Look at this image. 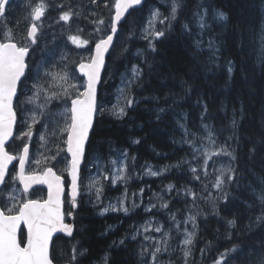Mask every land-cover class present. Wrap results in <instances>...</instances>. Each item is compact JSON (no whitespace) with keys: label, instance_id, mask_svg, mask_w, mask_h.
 <instances>
[{"label":"trees","instance_id":"1","mask_svg":"<svg viewBox=\"0 0 264 264\" xmlns=\"http://www.w3.org/2000/svg\"><path fill=\"white\" fill-rule=\"evenodd\" d=\"M184 3L182 13L165 36L154 41L155 51L140 36L146 6L134 10L124 22V44L122 48L117 45L109 56L105 73L108 80L101 88V96L112 88V80L118 78L121 70L128 71L137 65L141 75L127 115L121 118L105 115L96 120L88 154L93 151L94 156L107 158L117 151H129L133 161L135 158L166 168L164 177L154 184L163 189L167 209L152 213L162 217L163 224L167 219L172 224V216L173 219L186 217L187 220L179 221L185 231L195 224L189 264H214L220 253L234 246L238 251L230 254L228 264H256L258 256L264 254V224L254 223L260 215L256 196L264 188V41L261 39L264 3L262 0H184ZM205 11L206 27L201 29L197 13L204 15ZM216 11H222L227 20L215 19ZM184 24L188 25L187 30ZM196 40L201 41L202 50L195 48ZM209 41H213L212 48ZM229 61L233 67L231 75L227 71ZM205 124L215 144L199 139L208 135ZM186 130L195 134L196 147L201 152L224 148L235 159L223 154L213 156L208 160L209 175L205 177L202 174L205 158L197 153L198 160L193 159L192 149L184 143L186 138L192 139L186 137ZM137 140L140 142L134 143ZM217 165H231L235 169V181L224 187L229 193L227 200L213 187ZM191 167L201 172L200 180L194 179ZM124 189L131 186L114 189L109 186L107 196L112 198ZM189 191L196 194L195 198ZM97 211L81 202L75 214V235L71 239H58L54 249L61 258L53 254L54 261L104 264L107 255V264H140L145 254L141 255L140 240L132 239V226L139 218L143 222L144 214L139 211L128 217L102 216ZM229 220H235V227L228 225ZM182 235L172 234L177 237V244ZM74 247L75 261L71 259ZM181 248L171 254L170 262H184ZM80 252L84 255H79Z\"/></svg>","mask_w":264,"mask_h":264},{"label":"snow or ice","instance_id":"2","mask_svg":"<svg viewBox=\"0 0 264 264\" xmlns=\"http://www.w3.org/2000/svg\"><path fill=\"white\" fill-rule=\"evenodd\" d=\"M96 0H92L95 3ZM12 0H0V18H5L10 7ZM143 0H113V8L115 15L111 19L110 33L106 36H101L95 41L89 39H82L79 35H70L68 39L73 45L77 47L86 46L90 42H94V52L87 59V61L81 60L78 63L79 77L75 74V70L69 72L67 63L68 57L62 55L60 62L64 64L59 72H52L47 68H44L43 61L36 64L35 75H32V66L29 64L30 54L34 49L31 47L37 43V33L39 31V24L44 17L48 5L41 0V3L35 6H30L29 24L27 27L26 35L21 37L24 43L17 42L14 36H10L5 32L4 38H0V184H6V175H8V165L18 159L19 170L15 175H11V180H18L23 185V192L28 193L32 185L46 184L48 188L47 199L40 201L35 199H21L19 205H13L12 207H6L0 209V264H53V258L50 256L49 243L52 239L53 233L57 231L66 232L69 236L72 235V225L64 223L65 212L63 206L65 199H67L70 208H76L78 206L77 198L81 193L82 180L80 176L81 164L85 161L86 150L85 145L89 140L90 131L93 128L94 120L98 115L103 114L104 108L98 97L97 86L101 83V71L105 67V56L109 52L113 43V36L117 32V24L122 20L125 13L129 12V9L135 8V6L141 5ZM264 3V0H262ZM59 8H63V5H57ZM181 7L178 0H172L170 12L168 15H164L158 9L152 11L151 18L148 21V28L144 30V38L149 40V47L152 51H155V44L153 40H157L165 36L172 22L177 19L178 9ZM73 15H78L72 12L71 9L63 11L59 19L64 22H68ZM207 15L205 11L204 15L200 16L201 29L206 27L204 23V16ZM215 19L218 21L227 20L226 15L222 11L215 12ZM161 25H165L163 29H157L155 27L156 22ZM93 23L103 24L102 19L93 21ZM183 28L188 29V25L184 24ZM82 29H78V32H82ZM97 32L100 29L96 30ZM262 36L264 41V18H262ZM151 38V39H149ZM194 46L198 50H202L201 41H194ZM209 48L213 47V41H209ZM211 59V57H210ZM56 65H53L55 67ZM44 69L43 75H41V69ZM227 71L231 75L233 71L231 61L228 62ZM133 79L129 80L126 88H130L136 79L141 75V69L137 66L132 68ZM51 77V80L48 78ZM80 77H83V83H73V81H79ZM32 80L31 96H26L23 92V86L25 81ZM52 81H60V88L62 91H52ZM123 95L125 89H121ZM24 96V100L21 101L20 97ZM54 100H60L63 105V111L59 114L63 119V125L59 126V121H56L57 127L52 128L50 134L56 137L58 134L62 137V143L66 146L63 149H59L57 153L51 158L56 160L60 151H65L68 154L67 157V176L70 177V181H66L65 177L54 171L53 167H45L40 172H29L26 169V165L30 161L29 146L27 143L23 144L20 155L17 157L12 155L5 149L6 141L13 138V129L17 123L18 110L17 105L20 107V118L28 128V131L23 136L29 137L32 135V128L36 124H41L45 129L44 133H41L40 139L45 140L46 134L49 132V123L47 117L53 115L48 110V105ZM37 101H41L37 104ZM133 100L126 98V106H131ZM32 105L30 109L27 107ZM113 115L117 118H121L126 115L124 107H120L117 110L116 106H113ZM160 111H163L161 109ZM205 111L207 107L205 106ZM235 117V112H234ZM43 119V123H42ZM31 121V123H29ZM182 128L184 125H180ZM237 126L235 118L232 120V127ZM205 131L208 132L207 137H200L199 139H207L209 144H215L213 140L212 132L208 129V125H203ZM185 135L192 136V139H185L184 143L189 144L192 149V156L194 160H198L197 153H200L205 159L202 165L203 175L207 177L209 173L206 171L208 168V160L213 156L227 155L235 157L231 152L221 148L217 152H209L204 150L201 152V148L196 147V136L194 133L185 131ZM140 141H134L139 143ZM203 147V145L201 146ZM59 148V146H58ZM126 155V154H125ZM39 163V161H36ZM115 165L116 161H111ZM181 163H189L188 161H182ZM177 167L180 164L176 165ZM15 167V166H14ZM93 167H97L99 171V160L96 159L93 163ZM214 167V164H213ZM126 170V166H122L118 171L120 174L115 176L112 180L113 183L116 180H124L125 176L123 172ZM191 172L196 180H200L201 172L196 167H191ZM218 173L215 176L213 187L222 192V199L227 200L229 193L224 191L226 184H230L235 181V169L231 165L225 167L221 166L219 169H215ZM150 175H159L157 172L149 170ZM108 179L107 176L103 177ZM100 181L96 179H90V183L87 186L88 190L95 189L97 199L102 191V187H99ZM67 185V192H66ZM171 185L169 188L171 189ZM204 190L207 191V185H204ZM142 191V190H141ZM190 195L195 198V193L189 191ZM254 195H256L254 193ZM259 201L260 215L255 218L254 223L257 225L264 224V188H262L256 196ZM11 199H16L11 197ZM121 205L122 210L127 213L128 208L123 207V202H118ZM112 207L113 211L121 210L116 206ZM167 207V204L162 205ZM108 211V209H104ZM72 213L69 212L68 215ZM194 221V217L191 218ZM230 227H235V220L227 221ZM21 224L26 227V234L21 229ZM251 228V224L248 226ZM157 232L162 231L160 227L154 229ZM18 231L20 237L18 238ZM145 231H148L147 227ZM194 233H187L184 240L185 245H192ZM231 239V237H228ZM135 239V237H133ZM145 239L149 237L145 236ZM123 243V240L120 241ZM151 253H148L146 248H142L141 255L146 253L151 256V264H159L158 256L162 252L168 251L167 244L164 242V246H152ZM86 251V250H85ZM203 251V250H202ZM238 249L234 246L231 249H226L219 254V259L214 261V264H228V258L231 253L237 252ZM79 255H84V252H80ZM185 257V264H187V257L191 255L190 248H186L183 252ZM73 261L77 259V250L73 248V255L71 257ZM104 264H107V255L103 258ZM144 264H148L147 261ZM171 264V262H169ZM256 264H264V254L258 256Z\"/></svg>","mask_w":264,"mask_h":264},{"label":"rangeland","instance_id":"3","mask_svg":"<svg viewBox=\"0 0 264 264\" xmlns=\"http://www.w3.org/2000/svg\"><path fill=\"white\" fill-rule=\"evenodd\" d=\"M47 1L48 0H44V3H46ZM52 1L53 0H51V3ZM102 1H100L99 10L103 11L102 14H105L108 11V9H105V4H108L110 0H102ZM17 2L18 4L15 5L13 8H11L10 14L5 21L9 22L10 27L14 31L10 36H14L17 42L24 43L21 37L26 35L27 27L29 24V20L27 19V17L29 16V12L27 13L26 6L27 4H31V3L39 4L41 3V0H17ZM88 2H89L88 0H80L78 9L72 11L74 13H77L78 15H73L72 18L68 22L61 21L59 19L61 14H58L54 20L45 18L43 22L38 23L39 28H40V35L37 38L36 50H37V55L38 54L40 55V59L38 63L43 61L44 68H47L54 73L59 72L61 68L64 66V64L60 62V58L62 55H65L68 57V61L64 63H67L69 72H72L73 70H75V74H76V67L78 66V63L81 60L86 61L90 57L91 51L89 49V45L77 47L76 45H73L71 41L68 39L70 35H79L80 37H85L86 39H89V40H96L100 37L99 32L96 31L97 29H99L98 27L87 29L90 27H84L83 24L78 21L80 20V17L84 15V12L82 11V9L86 7V4ZM35 5L36 4H34V6ZM3 22H4V19L1 20L0 24H2ZM147 28H148V25L145 28H143V35H145L144 30ZM78 29H82L83 33L78 32ZM118 46L119 47L122 46V40H120ZM117 54H118V51H117ZM53 65H56V66L53 67ZM134 66L135 65L130 67L129 71H126L120 74V78L117 81L115 88H114L113 103L110 105L102 104V107L105 109L104 111H109V115H113V111H112L113 106H116L117 110L120 107H124L126 110V108L128 107L126 106V98H130L131 92L139 79V78L136 79L130 88L125 87L126 85H128L129 80L133 79L132 68ZM35 71L36 69L34 68L33 76L35 75ZM43 71L44 69L42 68L41 75H43ZM48 79L51 80V77H49ZM76 82H79L82 84L83 80L80 78L79 81H73V83H76ZM26 83L28 84L27 86H25V88H23L24 92L28 91V88L30 84L33 83V81L28 80L26 81ZM60 83L62 82L52 81L51 85H46V87L51 86L52 91H62V89L59 86ZM121 89H125V92L123 95L121 94V91H120ZM31 95H32V92L28 96H31ZM24 98L25 97L23 96L21 98V101H23ZM40 102L41 101H37L36 103L39 104ZM20 107L21 105H17L18 112L20 110ZM27 107L31 109L33 106L28 105ZM48 110L53 115L47 117V121L49 123V132L46 134V139L45 140L40 139L41 133L45 132V129L41 126V124H39L41 126L40 129H36L35 128L36 125L33 126L32 135L25 138L23 134L28 131V128L25 126V124L23 123V120L21 119L20 121L21 127L19 129L20 137L15 140V142L13 143V146L11 147L10 152L18 156L20 155V151L22 150L23 145L21 147H17L16 143H20L18 141H25V143L27 144H33L34 147L31 151L29 172H33V171L39 172V171H42L45 167L52 165L60 174L64 175V174H67V171H66L67 159H65L67 157L66 152L60 151V154L59 156H57L56 160H52L51 158L57 153L59 149H63L66 146L62 143V137L59 134L56 137H53L50 134L51 129L57 127L56 121H59V126L63 125V119L59 115L63 111L62 102L60 100H54L51 104L48 105ZM20 115H26V114H20ZM29 123H31V121H29ZM42 123H43V119H42ZM112 157H113V154H110V156L107 157L106 160L110 161ZM96 159L99 160V171L97 167H93V163L95 162ZM96 159L94 158L92 159V161L89 162V168H88L85 180H84V187L86 188L85 194L92 195V196L94 195V199L99 200L102 196L103 184L104 182L108 180V179H104L103 177L107 176L109 178L111 176L110 179H113L115 176L120 174L118 170L122 166H125V165H124L123 160L122 161L120 160L118 163L113 165L111 162H105L101 160V158H96ZM36 161H39V163H36ZM144 164L145 162L138 161V159L134 158L133 166L135 169H138L141 165H144ZM149 170H151L152 172H155V170L152 167H146L144 168V175L153 177V175L148 174ZM123 175L125 176V179H126L128 175V165H127L126 170L123 172ZM90 179H96L100 181L98 186L102 187V191L99 195V199H97V194L95 192V189H92L91 191L88 190L87 186L90 183ZM119 181H123V180H116V182H119ZM139 194H143V190L140 191ZM128 196H121L117 201L111 204H107L105 202L104 204H102L101 208L108 209V211H106L107 213L110 212L108 208L110 206H116L117 208L122 209L120 203H118L122 201L123 207L128 208L127 213H131L132 210H135L140 207H142L143 210L145 209L146 204L143 202L142 197L140 196L136 197L135 195H133L132 197H128ZM11 197H15L16 199L13 200L11 199ZM117 197L118 195H115L114 197H112V199H115ZM3 198L6 201V206L12 207L14 204L18 206L21 199L30 198V199H35V200H42L44 198V194L42 191L36 190L33 194L27 195L21 189H19L16 183H13L10 185L9 188L7 187L6 190H4ZM156 200H159V199H156ZM4 207L5 206H3V208ZM152 209H156L157 211L159 210L157 208H152ZM152 209H149L148 211H151ZM171 219H172L171 222H173L172 224L169 223L168 219L166 220L167 221L166 224L164 223V225L166 226V229L163 227L164 225L162 223V220L156 221L157 218H149V216L145 218L144 225H142L141 223L140 224L134 223L133 227H134L135 239H133V237L132 239L140 240L139 242H141V244L143 245V248H146L148 250V253H151V251L153 250L152 249L153 245L163 247L164 242H166L167 244V234L163 233V230H166L170 234H174V233L177 234V232L180 234L185 233V230L181 229V224L179 223V221L187 220L186 217H179V218L173 219V216H172ZM185 222L187 223V221ZM146 227L148 231H145ZM156 227H160L162 231L160 232L155 231L154 229ZM140 235H143V238H144L143 241L140 238H138V236ZM145 236L149 237V239H145ZM186 248L187 247H185V249ZM162 253H165V252H162ZM148 255H149V262L147 260V254H146L145 256H143V261L140 262V264H144L145 261H147L148 264H151V256L150 254ZM158 261H159V264H166V262H163L159 256H158ZM179 264H182V263H179ZM183 264H185V262Z\"/></svg>","mask_w":264,"mask_h":264},{"label":"water","instance_id":"4","mask_svg":"<svg viewBox=\"0 0 264 264\" xmlns=\"http://www.w3.org/2000/svg\"><path fill=\"white\" fill-rule=\"evenodd\" d=\"M145 2V0H143V3ZM143 3L141 4V5H143ZM141 5H138V6H135V7H139V6H141ZM129 11H130V9H129ZM129 13V12H128ZM128 13H125L124 14V17L122 18V20L119 22V23H121L123 20H124V18L126 17V15L128 14ZM118 23V24H119ZM117 24V25H118ZM117 32H118V30H117ZM116 32V33H117ZM113 42H114V37H113ZM113 44V43H112ZM112 47V46H111ZM111 47H110V49H111ZM110 49H109V51H110ZM109 53V52H108ZM108 53L106 54V56H105V62H106V59H107V56H108ZM103 71H104V69H102V71H101V76H102V74H103ZM98 87H99V85L97 86V89H98ZM93 126H94V124H93ZM93 129V128H92ZM14 131H15V126H14V129H13V134H14ZM92 131V130H91ZM91 131H90V133H91ZM12 139V138H11ZM11 139H9L8 141H6V144L11 140ZM88 142V141H87ZM87 142H86V145H87ZM5 144V145H6ZM86 145H85V147H86ZM13 162L14 161H12L9 165H8V167H10L12 164H13ZM2 185L3 184H0V188L2 187ZM35 185H38V184H35ZM1 209V208H0ZM72 218V217H71ZM22 225L23 224H21V228H22ZM72 227H73V231H72V235L71 236H69L66 232H63V231H57V232H54L53 233V236H52V239L50 240V243H49V252H50V250H51V247H52V244H53V240H54V238L56 237V236H58V235H65V236H67V237H72L73 235H74V226L72 225ZM19 231H18V238H19Z\"/></svg>","mask_w":264,"mask_h":264}]
</instances>
